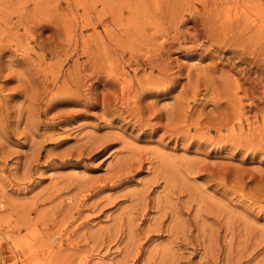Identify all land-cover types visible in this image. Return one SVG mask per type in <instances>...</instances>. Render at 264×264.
<instances>
[{
  "label": "rangeland",
  "instance_id": "rangeland-1",
  "mask_svg": "<svg viewBox=\"0 0 264 264\" xmlns=\"http://www.w3.org/2000/svg\"><path fill=\"white\" fill-rule=\"evenodd\" d=\"M0 264H264V0H0Z\"/></svg>",
  "mask_w": 264,
  "mask_h": 264
}]
</instances>
